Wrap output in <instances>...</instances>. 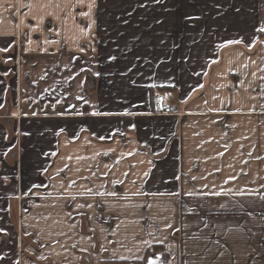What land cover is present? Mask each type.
Wrapping results in <instances>:
<instances>
[{
    "label": "crops",
    "instance_id": "1",
    "mask_svg": "<svg viewBox=\"0 0 264 264\" xmlns=\"http://www.w3.org/2000/svg\"><path fill=\"white\" fill-rule=\"evenodd\" d=\"M259 27L264 0H0V264H260Z\"/></svg>",
    "mask_w": 264,
    "mask_h": 264
},
{
    "label": "built area",
    "instance_id": "2",
    "mask_svg": "<svg viewBox=\"0 0 264 264\" xmlns=\"http://www.w3.org/2000/svg\"><path fill=\"white\" fill-rule=\"evenodd\" d=\"M173 99L166 98L163 95H157L153 104V112L155 114L169 115L173 113ZM162 263V261H160Z\"/></svg>",
    "mask_w": 264,
    "mask_h": 264
},
{
    "label": "snow or ice",
    "instance_id": "3",
    "mask_svg": "<svg viewBox=\"0 0 264 264\" xmlns=\"http://www.w3.org/2000/svg\"><path fill=\"white\" fill-rule=\"evenodd\" d=\"M155 3H158V4L161 3V0H155ZM141 7H143V4H141ZM236 11L239 12L240 8H236ZM186 19L192 20V19H198V17L187 16ZM157 23H160V21L158 20ZM256 30L261 32V33H264V27H259ZM242 42H243L242 40H235V41H231L230 43L239 44V43H242ZM93 114L95 115V113H93ZM145 175H148V174L145 173ZM36 186L37 185H33V187H36ZM73 199H75V198L73 197ZM78 207H83V205H79ZM88 207H92V205H88ZM169 227H170V225H169ZM177 231H179V229H177ZM193 255H195V253H193ZM221 255H223V253H221ZM249 258L252 259V260H256L257 259L255 256H252L251 253H249ZM149 264H154V262L150 260ZM185 264H186V262H185ZM260 264H264V255H261Z\"/></svg>",
    "mask_w": 264,
    "mask_h": 264
},
{
    "label": "trees",
    "instance_id": "4",
    "mask_svg": "<svg viewBox=\"0 0 264 264\" xmlns=\"http://www.w3.org/2000/svg\"><path fill=\"white\" fill-rule=\"evenodd\" d=\"M156 251H157V248H156V247H153L151 253H154V252H156ZM162 256H163V255H162Z\"/></svg>",
    "mask_w": 264,
    "mask_h": 264
}]
</instances>
